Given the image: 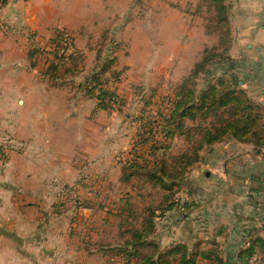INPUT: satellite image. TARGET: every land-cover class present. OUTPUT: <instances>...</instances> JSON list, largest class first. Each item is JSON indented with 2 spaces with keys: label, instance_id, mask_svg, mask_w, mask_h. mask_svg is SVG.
<instances>
[{
  "label": "rangeland",
  "instance_id": "1",
  "mask_svg": "<svg viewBox=\"0 0 264 264\" xmlns=\"http://www.w3.org/2000/svg\"><path fill=\"white\" fill-rule=\"evenodd\" d=\"M4 1L0 0V32L8 39L15 37V40L21 39L19 35L14 36L16 31L24 35L23 43L29 45L27 55L31 67L37 71L43 83L54 84L50 80L49 83L47 78L51 74L45 72L50 65H58L61 71L53 76L56 86L70 87L74 94L76 84L80 82L84 85L83 93L89 98V91L99 95L101 86L115 92L123 101H110L106 109H101L107 120H101L103 115H100V119H97L101 120V125L97 121L95 125L96 133L97 129L102 130L101 136H105L108 145H111V164L97 169L101 174L98 179L91 175L80 180L79 183L86 181L88 184L85 197L72 188L73 185L65 183L68 185L65 189L67 186L63 184L66 195L62 198V209L66 212L60 217H66L67 232H74L86 249L123 243L125 236H122L124 228L121 224L124 221L117 212L127 202L138 213L149 206L159 208L163 201L162 192L143 177L135 174L131 179L124 180V174L129 173L125 169L126 163L135 159L136 155H142L150 165L156 160L172 164L174 157L192 153L198 148L200 133L196 134V126L211 125L218 120L215 115L208 118L199 116L196 120L186 119L188 128L175 136L168 135L164 127L166 115L174 109V89L192 73L208 51L229 55L233 60L222 70L216 71L217 77L229 71L244 81L245 75L247 78L248 74L254 75V70L257 71L256 84H252L251 79L240 88L247 92L252 101L262 106L264 122V95L261 93L264 90V54L257 52L261 42L254 40V34L249 32L245 35L241 30L251 22L254 8L255 11L263 9L256 27L264 22V0H222V5L227 7L224 12L219 9L221 2L215 4L213 0ZM164 10H177L183 18L179 19L177 14L171 20L173 27L169 28L165 36H159L156 14ZM226 12L227 21H219V14ZM183 26L187 31L178 34ZM61 45L64 49L59 50ZM34 50L38 51L35 57L31 52ZM259 62L263 64V69L259 70ZM67 69L71 70L70 73H65ZM77 76L78 79L74 78ZM93 78L101 82L96 89L92 88ZM204 80V76L197 79L200 89L204 86ZM96 101L98 103L97 98ZM115 122L117 125L124 124L119 132L118 127L114 126ZM91 133L94 137L93 130ZM8 141L14 145L13 139ZM226 141L222 142L223 145L216 143L199 150L201 162L188 169L190 182L178 192V196L190 200L192 204L197 201L201 206L193 205L195 207L192 206L190 212L186 207H178L179 211L175 212L173 219L180 221L181 225L176 237L180 243L187 242L192 247L198 244L200 249L226 252L232 249V241L251 233V230L242 226L225 229V223L229 224L227 218L223 219V213L220 214L225 208L231 209L236 203L248 199L245 194H237L241 182L237 183L236 179H243L244 175L235 167L241 160H248L251 153L246 146L239 151L231 141ZM127 144H131V147L127 148ZM6 155L8 150L1 147L0 156ZM91 159L85 158L87 164L82 168L84 175H90L98 167L92 165ZM78 160L81 166L84 159L79 156ZM252 163L257 167L248 165L249 176L244 182L247 187L251 185L249 178L252 174H260L264 182V159L263 165H260L262 160ZM119 170L117 181L105 179L107 173L116 171L119 174ZM215 211H218L219 218ZM160 214L161 211L157 210V232L161 235H164V231L170 233L168 226L163 227ZM228 214L233 215L236 222L239 219L234 212ZM229 222L234 223L232 219ZM244 222L247 221L241 223ZM259 225L263 226L262 222ZM88 240L92 245L86 242ZM147 251L152 250L148 248ZM106 256L108 264H122L121 261H124L112 251L107 252Z\"/></svg>",
  "mask_w": 264,
  "mask_h": 264
},
{
  "label": "crops",
  "instance_id": "2",
  "mask_svg": "<svg viewBox=\"0 0 264 264\" xmlns=\"http://www.w3.org/2000/svg\"><path fill=\"white\" fill-rule=\"evenodd\" d=\"M260 1L262 0L254 2ZM241 2L245 1L241 0ZM262 12L263 9L255 11L254 8L251 22L241 28L243 34L251 32L255 36L254 40L261 42V46L257 48L260 54H264V22L260 27L256 25L260 21ZM177 14L179 19L183 18L177 10H164L156 14L159 36H165L169 28L173 27L171 20L177 17ZM186 31L187 28L183 26L177 33L183 34ZM17 35L21 36V39L15 40V37L8 39L0 32V148L8 150V155L0 156V264H108L105 259L110 250L107 247L112 246L98 248L94 246L86 249L83 243L77 240L74 232H67L66 217L63 218V215L60 217V214L66 212L62 209L64 206L62 198L66 195L67 184L73 185L71 187L85 197L88 184L86 181L79 183L80 180H85L91 175L98 179L101 174L97 169L111 164L109 161L111 145H108L105 136H101L102 130L97 129V133L95 131L96 121L101 125V120H107L106 115L101 112L102 108L98 106L94 95L89 93V98L83 93L84 85L80 82L74 83L77 87L74 94L70 87L56 86L53 76L47 77L42 74L54 84L43 83V79L31 67L27 55L29 45L23 43L24 35L16 31L14 36ZM248 47L251 48V45ZM258 65L259 70L263 69L262 63L259 62ZM254 72V75L248 74L247 78L245 75L241 85H245L251 79V83L256 84L258 75L257 71ZM74 78L78 79L79 76ZM261 93L264 95V90ZM100 115H103L101 120H99ZM122 125L124 124L117 125L115 122L114 126L118 127L117 132ZM9 139H13L14 145L9 144L11 142L8 141ZM229 141L237 150L242 151L243 146H246L251 153L248 160H241V163L235 167L244 175L243 179H236L237 183L241 182L238 187L240 192L237 194H245L248 199L246 202L236 203L231 209L225 208L220 214L223 213L224 220L227 218L229 225L225 223V229L242 226L248 231L251 230V233L237 241H232V249L222 252L225 256L228 253L233 255L239 248L247 245L250 234L264 236L263 178L258 173L252 174L249 178L250 187L244 184L249 176L248 165L256 168L257 165L252 163L254 160H262L260 165H263L264 149L257 152L251 144L240 143L233 139L225 143ZM129 147L131 144L127 148ZM224 153H227L226 150ZM79 156L84 159L81 166ZM86 157L92 158V165H98L93 173L89 170L90 175L82 173L83 166L87 164ZM104 177L109 181H117L120 170L119 174L112 171ZM63 184L67 186L65 189ZM190 196L193 195L190 193ZM197 203L201 206L199 202ZM178 211L179 208L163 217L162 225L164 228L168 226L170 233L164 231V235H161L156 232V238L163 247L180 243L176 239L178 232L181 231L180 221L176 222L173 219L175 212ZM215 212L219 218L218 211ZM233 212L239 218L237 222L233 220V215L228 214ZM248 212L250 215H247ZM41 213L44 217L42 219ZM186 214L190 215V213ZM230 219L234 223L231 224ZM243 220L247 222L241 223ZM260 222L263 226L259 225ZM86 242L92 245L89 240Z\"/></svg>",
  "mask_w": 264,
  "mask_h": 264
},
{
  "label": "trees",
  "instance_id": "3",
  "mask_svg": "<svg viewBox=\"0 0 264 264\" xmlns=\"http://www.w3.org/2000/svg\"><path fill=\"white\" fill-rule=\"evenodd\" d=\"M213 2H221L219 9L223 12L227 10L226 5H222V0ZM219 15V21H227V12ZM62 49L64 47L61 45L59 50ZM37 52L32 51V56L35 57ZM232 62L229 55L208 51L192 73L174 89V109L164 119L165 132L168 135L175 136L188 128L186 119L196 120L199 116L208 118L212 115L218 117L211 125L195 127L196 134L200 133L197 149L192 153L174 157L172 164L165 160H156L150 165L142 155H136L135 159L126 163L125 169L129 170V173L124 174V180L131 179L135 174L143 177L146 182L162 192L163 201L159 208L149 206L138 213L130 208L131 204L128 206V202L119 208L117 215L123 217L121 227L124 228L122 236H125V240L108 249L120 260H124L121 261L122 264H264V236L257 234H250L247 245L239 248L233 255L228 253L226 256L220 250L200 249L197 245L192 247L187 243L163 247L156 238L157 210L161 211L159 216L165 217L178 207L190 209L193 205L199 206L197 202L192 204L190 200L178 196V192L190 182L188 169L202 160L199 150L228 139L251 144L257 152L264 148L262 106L252 101L247 92L240 88L241 80L235 74L224 71L220 77L215 75L216 71L222 70L226 64ZM60 68L52 64L45 74L54 76L57 71H61ZM70 71L67 69L65 73ZM201 76L205 78L202 89L198 87L197 82ZM92 80V88H98L101 82L97 78ZM99 88V95L89 91L97 98L99 107L106 109L110 101L123 103L115 92L101 86ZM148 248L152 251H147Z\"/></svg>",
  "mask_w": 264,
  "mask_h": 264
},
{
  "label": "built area",
  "instance_id": "4",
  "mask_svg": "<svg viewBox=\"0 0 264 264\" xmlns=\"http://www.w3.org/2000/svg\"><path fill=\"white\" fill-rule=\"evenodd\" d=\"M112 103H114V101H112Z\"/></svg>",
  "mask_w": 264,
  "mask_h": 264
}]
</instances>
